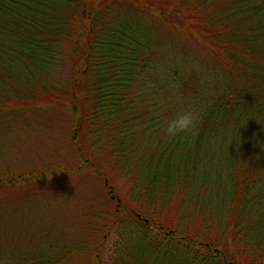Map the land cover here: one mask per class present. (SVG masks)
Returning <instances> with one entry per match:
<instances>
[{"label": "trees", "instance_id": "obj_1", "mask_svg": "<svg viewBox=\"0 0 264 264\" xmlns=\"http://www.w3.org/2000/svg\"><path fill=\"white\" fill-rule=\"evenodd\" d=\"M162 45L178 62H157ZM182 109L200 113L195 134L169 137ZM60 116L68 165L51 158ZM22 120L45 128L26 153L50 149L23 171L2 163L0 264H264V0H0V144L29 135ZM77 173L97 184L83 232L22 242L4 224L6 204Z\"/></svg>", "mask_w": 264, "mask_h": 264}, {"label": "rangeland", "instance_id": "obj_2", "mask_svg": "<svg viewBox=\"0 0 264 264\" xmlns=\"http://www.w3.org/2000/svg\"><path fill=\"white\" fill-rule=\"evenodd\" d=\"M171 37L177 42L179 41L178 36H171ZM166 46L167 45H162V47L158 49L157 62H164V61L166 62V60H170V61L175 60V62H178L176 57H173L175 56V53L177 51L174 53V55L172 53L166 52L165 51ZM187 47L189 49L188 51H190L187 57H190L191 53H193L194 55L196 53L199 54L200 56L201 59L200 62L207 61L208 55L206 53L204 52L199 53V51L197 53V51L194 50L195 46L191 43H189ZM183 59L184 58L180 59L179 62H185ZM160 77L161 76H159V78ZM47 115L50 116L49 113H47ZM37 116L36 117L33 116L34 119H32L33 118L32 117L30 120L35 122V118L37 119ZM54 118H56L54 122L58 123V125L56 126L57 128L54 129L55 131L54 133L56 134V138H58V140L56 146L54 145L53 146L59 150H58V154L56 153L55 156L51 158L53 159L60 158L59 162H63V164L68 165L71 159L73 158V152H72L73 147L70 144L71 130H72L70 121L67 116L65 117L60 116ZM23 120L19 122H21L22 126L24 125L23 128L29 129L27 128L28 126L25 127L24 124L25 122H23ZM37 128L39 127H36L35 131L29 129L31 130L29 135H26V130L19 131L20 128H18L15 130L14 132L15 134L13 133L12 138H10L9 135L8 140L4 142V144H0V173L4 170V165L2 163L12 168L15 167L19 168L23 171L26 170V168H30V166H32L31 164L34 162L37 166L40 165V163L46 162L44 161L45 159L42 156V154H46V152L48 151V147L50 149V146L41 147L38 150L40 156L36 153V158L39 157L38 159H36L37 162L35 161L34 153H30V154L26 153L28 151V148H30L26 146L27 141L31 142L32 141L31 139H33V137L34 138L36 137L35 135L39 136V134L37 133ZM39 129H41V131H44L45 128L40 127ZM1 131H3L2 128H0V138L2 139L7 132L1 134ZM52 137L53 138H49L45 136L44 139L42 138L41 140H45L44 144L46 143L50 144L51 142L55 141V136ZM34 142L36 143V140H34L32 144H34ZM55 163H58V161ZM37 166L34 165L33 166L34 169L38 168ZM77 175L79 179L68 178L63 184L53 183L51 187H53L59 192H55V193L49 192L46 193L44 196H40L38 198H32V200H27V201L21 200L22 202L20 201V203L18 204L15 203L13 208L10 207V205L6 204L4 206V210L6 211L5 213L7 214V216H5L4 218L5 220L4 224H16V227L18 228V238L22 242L37 241V240L39 241L45 239L46 237L53 238L54 236H56L55 234L60 232V229H67L68 227L70 228L71 231L73 230V232L76 229L78 231L77 233L83 232L84 224H89L90 221L86 219V215L89 210L92 211V209L94 208V205H92L94 203L92 202L89 203V201L93 197V193H91L90 190H96L97 188L95 189L92 188L93 187L92 184L94 185L97 184H95L94 182L91 183V180L88 178L87 179L83 177L80 178L81 177L80 173H77ZM110 179L113 182L112 184L114 185L115 188L114 192L122 200L127 201V199H129V188H130L129 179L124 178L119 174H116V176H113ZM72 185L74 186L77 185L78 187H80V189L75 192L79 194L75 203L74 201L72 202L71 200L75 194L72 192L71 193L67 192L70 189L61 190V187L69 188ZM47 186L46 185L39 186V189L46 188ZM23 189H27V187H23ZM87 194H90V196H87ZM101 194L103 193L101 192ZM7 195L8 194L7 192L6 193L4 192V189L0 191V196H3L4 199H6L5 196ZM85 198H89V199H86L87 201H84ZM93 211L95 212L96 210L93 209ZM0 224H2V222H0ZM125 224H135V223H133V221L132 222L130 221V222H126ZM189 225L190 228L199 226V224H189ZM55 226H57L59 229ZM53 227H55L53 229L54 231L50 230V228ZM46 231L47 233L49 231L51 232H49L50 233L49 235H45ZM114 240H115V236L112 238V241ZM106 256L109 258L110 253H107ZM104 262L105 264H110L107 258L104 259Z\"/></svg>", "mask_w": 264, "mask_h": 264}, {"label": "clouds", "instance_id": "obj_3", "mask_svg": "<svg viewBox=\"0 0 264 264\" xmlns=\"http://www.w3.org/2000/svg\"><path fill=\"white\" fill-rule=\"evenodd\" d=\"M200 120L201 115L196 110H178L170 118L167 119L164 132L169 137L195 134V130Z\"/></svg>", "mask_w": 264, "mask_h": 264}]
</instances>
